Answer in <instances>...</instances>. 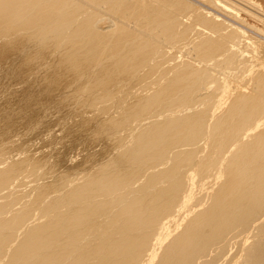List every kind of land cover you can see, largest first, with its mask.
<instances>
[{
  "label": "bare ground",
  "instance_id": "bare-ground-1",
  "mask_svg": "<svg viewBox=\"0 0 264 264\" xmlns=\"http://www.w3.org/2000/svg\"><path fill=\"white\" fill-rule=\"evenodd\" d=\"M193 1L0 0V264H264V44Z\"/></svg>",
  "mask_w": 264,
  "mask_h": 264
},
{
  "label": "rangeland",
  "instance_id": "rangeland-1",
  "mask_svg": "<svg viewBox=\"0 0 264 264\" xmlns=\"http://www.w3.org/2000/svg\"><path fill=\"white\" fill-rule=\"evenodd\" d=\"M197 1V4L198 6L202 9V8H205V11L207 12H210V15H212L213 13L211 12H214V14L212 16L218 18L219 16L221 18H218L219 20H227V23L224 21H222L224 24L226 25H229V27H234L238 29H242V31L244 30V32L246 33V37H244L245 39V43L243 42V44L241 45V49H244L245 51H247L244 47L245 45H248V43L253 42L251 44H254V42H257V44H264V0H215L216 2L218 1L221 5L220 7H224V10L228 9L227 11H231V9L235 10L234 12L232 11L231 13H234L233 15L232 14H229L227 13V11L225 12L223 9H217L216 7L212 6V5H209V3L205 2V1H201L200 0H194L193 2L196 4ZM229 1V2H228ZM217 2V3H218ZM233 2V3H232ZM202 3V4H201ZM225 3L226 5L224 6ZM228 3V4H227ZM196 4V5H197ZM223 4V5H222ZM203 5V6H202ZM208 5V6H207ZM231 5V6H230ZM234 5V6H233ZM226 6H228V8H225ZM257 6V7H256ZM210 7V8H209ZM222 7V8H223ZM231 7V8H230ZM236 7V8H235ZM262 8V9H261ZM215 9V10H214ZM230 9V10H229ZM238 9V10H237ZM203 10V9H202ZM212 10V11H211ZM247 10V11H246ZM223 11V12H222ZM237 11V12H236ZM238 13V15H237ZM224 14V15H223ZM227 14V15H225ZM231 15L229 17V15ZM251 14V15H250ZM253 14V15H252ZM255 14V15H254ZM218 16V17H217ZM255 16V17H254ZM233 20H236V23L235 21ZM237 18V19H236ZM241 18V19H239ZM261 18V19H260ZM230 19V21H229ZM230 22V23H229ZM234 24V25H231ZM242 24V26H241ZM239 26V27H238ZM245 26V28H244ZM253 26H255L256 28H254ZM246 27L248 29H246ZM250 29V30H249ZM258 29V30H257ZM260 29V30H259ZM263 37H261V36ZM252 40V41H249L248 40ZM247 39V40H246ZM248 42V43H247ZM248 48V47H246ZM245 53V52H244ZM247 53V52H246ZM246 55H249V53H247ZM212 83V82H211ZM210 85H214V83H212Z\"/></svg>",
  "mask_w": 264,
  "mask_h": 264
}]
</instances>
